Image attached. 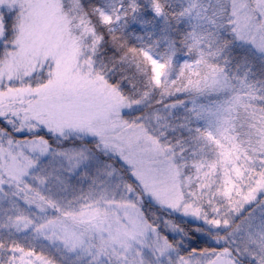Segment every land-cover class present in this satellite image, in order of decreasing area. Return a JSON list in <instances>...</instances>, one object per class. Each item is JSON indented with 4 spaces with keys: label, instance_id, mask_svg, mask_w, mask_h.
<instances>
[{
    "label": "snow or ice",
    "instance_id": "snow-or-ice-1",
    "mask_svg": "<svg viewBox=\"0 0 264 264\" xmlns=\"http://www.w3.org/2000/svg\"><path fill=\"white\" fill-rule=\"evenodd\" d=\"M0 120V264H264V0H0Z\"/></svg>",
    "mask_w": 264,
    "mask_h": 264
},
{
    "label": "trees",
    "instance_id": "trees-1",
    "mask_svg": "<svg viewBox=\"0 0 264 264\" xmlns=\"http://www.w3.org/2000/svg\"><path fill=\"white\" fill-rule=\"evenodd\" d=\"M137 35L145 36V41H147V36L144 32L142 31H137ZM129 46H139V42L136 41L134 38L129 39L128 41ZM181 53V52H180ZM174 97H170L167 102L174 101ZM127 118V117H126ZM5 125L2 120H0V128H4ZM40 135H43L45 139H49L48 135L45 132L39 133ZM16 137V136H15ZM52 141L50 140V143ZM55 147V145H53ZM67 146V145H66ZM116 167H120V163L116 162ZM151 214L155 216H159L161 220H170L173 223L180 224L181 227H183L189 234L191 235V243H188L187 241L185 242V249L181 251V255L187 257L188 251L191 250V248H196L198 251L204 248H217L219 250L220 247H222V244L220 245H215L212 243L207 236H204L200 233L195 232V228L198 226V224H192L190 222H184L181 219H179L176 215L173 216H168L167 213L162 212L161 210H158L156 208H153L151 210ZM161 234L162 235H168L169 239L171 240L174 236V234L171 232L170 229H165L163 225H161ZM176 239H179L178 236L175 237ZM22 245L24 244L23 239H20L19 241ZM37 253H40L43 251V254L45 256H50V250L47 248L41 249L40 247L36 248Z\"/></svg>",
    "mask_w": 264,
    "mask_h": 264
},
{
    "label": "rangeland",
    "instance_id": "rangeland-1",
    "mask_svg": "<svg viewBox=\"0 0 264 264\" xmlns=\"http://www.w3.org/2000/svg\"><path fill=\"white\" fill-rule=\"evenodd\" d=\"M147 38V37H146ZM160 51H161V53H163V49H160ZM186 57H185V55H184V53L183 52H178V54H177V57H176V60H177V62H179V63H183V60L185 59ZM172 97H174V101H170V102H167V101H165L166 103H169V104H173V103H176V101L177 100H181V101H185L186 103H188V107L189 108H191L192 107V105H191V103H190V100H191V97L190 96H188L186 93H177L176 95H174V96H172ZM170 98V97H169ZM169 98H167L166 100H168ZM199 102L200 103H207V101L204 99V98H200L199 99ZM183 110L182 109H180V112H182ZM4 123V122H3ZM5 125V124H4ZM42 133V132H41ZM16 137V139H31V138H33V137H30V136H28L27 134H16L15 135ZM5 147H7V144H5ZM120 163V162H119ZM257 196H258V198L259 199H264V196H262L261 194H257ZM249 206L248 205H245V208H248ZM180 219V218H179ZM192 218H183V219H181L182 221H184V222H188V221H190ZM190 223H192V224H199L200 222H197V221H192V222H190ZM210 240V239H209ZM211 241V240H210ZM212 243H214L215 245H217L215 242H213V241H211ZM222 244V243H221Z\"/></svg>",
    "mask_w": 264,
    "mask_h": 264
}]
</instances>
